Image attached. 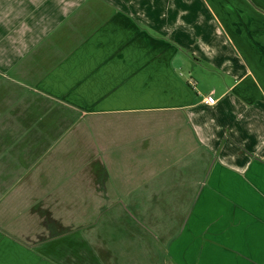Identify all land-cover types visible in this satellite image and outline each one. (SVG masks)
Instances as JSON below:
<instances>
[{"label":"crops","instance_id":"crops-1","mask_svg":"<svg viewBox=\"0 0 264 264\" xmlns=\"http://www.w3.org/2000/svg\"><path fill=\"white\" fill-rule=\"evenodd\" d=\"M128 122L155 131L191 195L184 227H138L168 258L152 264H264V0H0V264H118L38 217L52 193L80 198L79 156L71 183L53 177L80 150L61 135Z\"/></svg>","mask_w":264,"mask_h":264},{"label":"rangeland","instance_id":"rangeland-1","mask_svg":"<svg viewBox=\"0 0 264 264\" xmlns=\"http://www.w3.org/2000/svg\"><path fill=\"white\" fill-rule=\"evenodd\" d=\"M186 66L189 69L191 64L188 63ZM197 71L193 74V81L198 82L200 89L206 90L211 82L205 79V72L201 69ZM68 120L64 119L65 123ZM70 121L73 122V119ZM82 122L85 120L80 119L73 123V126ZM128 124L126 127L119 126L114 131L92 130L90 131L92 137L81 134L80 142L72 135H61L62 140L67 139L66 147L73 146L80 150L79 153L76 149L65 154L64 161L70 164H59L53 171L56 174L53 177L63 178L65 184L71 183L73 180L70 175L72 172L70 166L79 156V174L82 175L80 198L74 194L72 199L64 203L56 198L57 194L52 193L49 200L44 202V204L48 202L47 205H43L46 207L45 214L37 217L44 225L62 223L70 225L68 227H80L81 235H90L97 240L101 238V241L110 245L109 249L118 264H125V262L152 264L160 263L162 259L168 261L165 253L161 251L159 254L157 249L154 254L152 252V255L146 256L145 254H149L146 251L144 254L140 247L137 230L138 227H173L175 229L184 227L187 218L184 215L189 209L191 195L181 193V198L186 196V199H177V195L179 190L186 188L184 181L187 179L185 177L187 173H184L185 168L166 167L170 161L168 156H164L165 148H162L163 153L160 146L149 144L150 138L145 139L148 135H152L154 130L138 131L141 136L137 141L135 124L132 122ZM49 137L51 143V140L58 136L51 138L50 135ZM137 145L141 149L147 145L148 152L145 154L141 149L138 150ZM55 146L57 144L53 145ZM95 153L97 158L93 161L91 159ZM57 156L61 159L64 157L62 153H58ZM88 160H91L90 165L87 163ZM148 163L149 165H146ZM76 172L77 169H75ZM192 179L198 180L197 177ZM209 179L207 181L206 178L202 179L205 188L209 186ZM66 188L71 190L70 185H66ZM62 204L64 205L60 207ZM68 205L72 207L66 210L61 209L69 207ZM207 214H211V211H207ZM62 219L65 220L64 223ZM165 246L166 244L164 250Z\"/></svg>","mask_w":264,"mask_h":264},{"label":"built area","instance_id":"built-area-1","mask_svg":"<svg viewBox=\"0 0 264 264\" xmlns=\"http://www.w3.org/2000/svg\"><path fill=\"white\" fill-rule=\"evenodd\" d=\"M190 84L193 86V85H194V82H193V81H190ZM215 101H216V99H215L212 95H210V94L207 95V96L204 98V102H205L206 104H209V105L214 104Z\"/></svg>","mask_w":264,"mask_h":264}]
</instances>
